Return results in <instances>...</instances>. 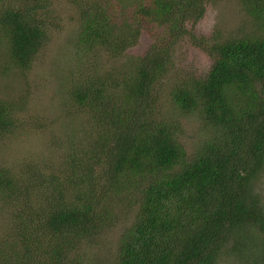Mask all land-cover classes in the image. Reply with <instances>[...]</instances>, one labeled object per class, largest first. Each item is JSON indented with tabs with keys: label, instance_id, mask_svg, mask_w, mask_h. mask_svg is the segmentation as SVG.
Wrapping results in <instances>:
<instances>
[{
	"label": "trees",
	"instance_id": "trees-1",
	"mask_svg": "<svg viewBox=\"0 0 264 264\" xmlns=\"http://www.w3.org/2000/svg\"><path fill=\"white\" fill-rule=\"evenodd\" d=\"M209 1L80 6L78 42L108 66L72 80L68 104L89 127L60 163L50 168L33 153L29 166L0 164V264H81L73 252L121 214L127 221L106 264H215L237 229L264 232V212L249 194L264 164V0H239L253 32L198 38L193 26ZM50 2L0 0V72L27 69L48 42L57 26ZM183 40L207 57L203 70H174ZM140 41L144 50L128 54ZM22 101L16 108L0 97V139L13 133ZM164 102L212 128L192 154ZM22 120L48 147L50 123Z\"/></svg>",
	"mask_w": 264,
	"mask_h": 264
},
{
	"label": "rangeland",
	"instance_id": "rangeland-1",
	"mask_svg": "<svg viewBox=\"0 0 264 264\" xmlns=\"http://www.w3.org/2000/svg\"><path fill=\"white\" fill-rule=\"evenodd\" d=\"M87 1L51 0V18L57 26L50 28L48 42L27 69L9 68L0 72V97L16 108L22 100L25 105V110L19 111L15 117L13 133L0 139V164L13 165L17 169L29 166L36 163L30 160L34 153V158H42L45 165L52 168L67 156L69 145L78 144L89 127L83 115L85 113L80 112V109L78 112L76 107L68 104L74 77L93 71L94 65L95 70H104L108 66L106 56L101 55L96 60L92 54L94 50L88 52L78 42L79 8ZM206 4L205 13L193 26L198 38L215 34L227 37L243 35L256 29L239 0H211ZM144 47L146 43L140 41L131 47L128 54L137 56ZM206 59L198 47L183 40L175 46L172 63L175 71L186 75L203 70ZM177 77L172 76V79ZM161 106L163 115L168 113V117L178 121L181 129L178 138L187 154H192L202 140L210 138L212 128L202 122L197 112H183L176 106L169 107L165 102ZM24 117L44 119L50 123L46 133L49 148L43 147L45 138L39 131L24 126ZM249 194L256 198L264 212V164L251 179ZM3 218V210H0L2 228ZM126 221V215L121 214L116 223L106 228L100 237L82 245L71 257L75 259L76 256L81 264L110 262L117 249L118 235ZM215 264H264V232L254 224L237 229L219 252Z\"/></svg>",
	"mask_w": 264,
	"mask_h": 264
}]
</instances>
